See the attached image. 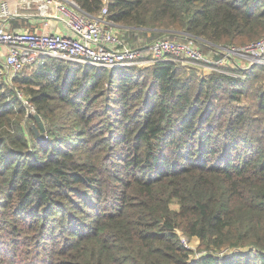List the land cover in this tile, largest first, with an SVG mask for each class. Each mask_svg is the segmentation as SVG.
I'll use <instances>...</instances> for the list:
<instances>
[{
  "label": "trees",
  "instance_id": "1",
  "mask_svg": "<svg viewBox=\"0 0 264 264\" xmlns=\"http://www.w3.org/2000/svg\"><path fill=\"white\" fill-rule=\"evenodd\" d=\"M75 1L95 15L105 0ZM107 11L128 47L264 36V0ZM195 70L42 57L10 83L0 75V264H264V67Z\"/></svg>",
  "mask_w": 264,
  "mask_h": 264
},
{
  "label": "built area",
  "instance_id": "2",
  "mask_svg": "<svg viewBox=\"0 0 264 264\" xmlns=\"http://www.w3.org/2000/svg\"><path fill=\"white\" fill-rule=\"evenodd\" d=\"M107 13V0L95 15L75 0H0V75L10 83L42 57L105 68L134 65L140 49L124 44L119 37L120 25L107 19ZM146 48L149 65L178 61L203 68V76L212 72L233 75L231 72L238 68L264 67V36L236 47L182 33L178 41L163 38ZM202 48L207 49L210 58ZM16 94L28 113H33L28 98Z\"/></svg>",
  "mask_w": 264,
  "mask_h": 264
},
{
  "label": "rangeland",
  "instance_id": "3",
  "mask_svg": "<svg viewBox=\"0 0 264 264\" xmlns=\"http://www.w3.org/2000/svg\"><path fill=\"white\" fill-rule=\"evenodd\" d=\"M11 1V0H10ZM132 47L133 48H137V49H140V56L138 57V61L134 64V65H132V66H134V67H136V68H139V69H143V68H145V67H148L149 66V64L147 63V61H148V59H149V54H148V52H147V46L146 45H132ZM202 51H203V53L208 57V58H210V55H209V53H208V51H207V49H205V48H202ZM203 68H198L197 67V70H195L196 71V73H197V77H198V75L199 76H203V74H202V72H201V70H202ZM200 72H201V74H200ZM23 92H25L24 90H22ZM21 93V92H20ZM24 96H25V94H23ZM26 97V96H25ZM171 208L173 209V210H177L178 209V206L175 204V203H173V204H171ZM178 234H179V236H180V239H181V241L183 242V243H185L186 244V246L188 247V248H190L191 250H192V254H191V258H193L195 255H197L198 253V251H197V245H198V240L197 239H195V238H192V239H190V240H187V239H185L180 233H179V231L177 232ZM240 250V249H239ZM232 252H234V250H227L226 251V255H229V254H231ZM199 258V257H198ZM197 259V258H196Z\"/></svg>",
  "mask_w": 264,
  "mask_h": 264
},
{
  "label": "water",
  "instance_id": "4",
  "mask_svg": "<svg viewBox=\"0 0 264 264\" xmlns=\"http://www.w3.org/2000/svg\"><path fill=\"white\" fill-rule=\"evenodd\" d=\"M34 118H35L36 122L38 123V127H39V129H40L41 131H44V126H43V123H42L40 117L36 114V115H34ZM36 133L38 134L37 131H36Z\"/></svg>",
  "mask_w": 264,
  "mask_h": 264
},
{
  "label": "crops",
  "instance_id": "5",
  "mask_svg": "<svg viewBox=\"0 0 264 264\" xmlns=\"http://www.w3.org/2000/svg\"><path fill=\"white\" fill-rule=\"evenodd\" d=\"M15 26H17V24H15ZM23 26L26 27L27 25L24 24ZM36 28H37V26H35V29H36Z\"/></svg>",
  "mask_w": 264,
  "mask_h": 264
}]
</instances>
